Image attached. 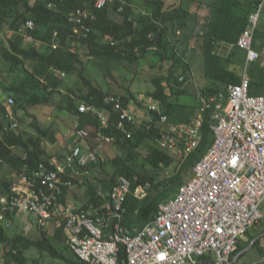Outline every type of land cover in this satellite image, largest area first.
Returning a JSON list of instances; mask_svg holds the SVG:
<instances>
[{"label":"built area","instance_id":"built-area-1","mask_svg":"<svg viewBox=\"0 0 264 264\" xmlns=\"http://www.w3.org/2000/svg\"><path fill=\"white\" fill-rule=\"evenodd\" d=\"M114 4L122 12L130 0H94L93 9L78 8L70 18L75 33L88 37L97 10ZM54 5L55 2L49 4ZM263 15L264 0H260L237 42L246 51V68L264 59V51L254 46ZM33 29L35 23L29 19L20 25L19 33L27 36ZM153 37L150 33L149 38ZM59 43L55 33L54 46ZM184 80L180 77L181 82ZM251 86L250 77L245 75L239 84L229 85L226 92H200L197 113L181 123H171L158 100L147 105L146 115L140 117L134 100L126 105L120 96L105 97V104L119 113L120 130L131 135L128 126H136L141 120L150 128L155 122L160 128L158 145L183 158L200 146L209 120L212 145L194 164L190 180L175 197L159 204L154 218L144 227L134 231L126 227L125 203L130 193L138 199L145 198L150 183L133 189L131 180L119 175L110 192L97 193L100 203L75 206L64 199L65 192L75 187V179L89 175L90 167L105 162L102 149L114 142L113 136L100 130L97 148H90L87 144L92 139L91 132L80 128L79 122L77 142L62 160L41 161L36 169L19 176L8 193H0V222L10 226L12 217L29 214L43 225L51 223L63 232L75 255L89 264H235L240 240L263 218L264 96L252 94ZM7 104L13 106L14 97L9 96ZM77 109L80 114L96 115L101 128L109 127L111 117L104 109L82 99ZM151 110L157 111V118ZM7 117L12 122L5 130L16 129L18 123L10 112ZM210 256L213 259L209 260ZM260 263L264 264V253Z\"/></svg>","mask_w":264,"mask_h":264},{"label":"trees","instance_id":"trees-1","mask_svg":"<svg viewBox=\"0 0 264 264\" xmlns=\"http://www.w3.org/2000/svg\"><path fill=\"white\" fill-rule=\"evenodd\" d=\"M143 1L149 11L148 15L133 17L132 0L122 12L118 10V4L97 10V19L91 23L92 30L88 37H84L75 33V25L70 21V18L78 8L93 9L94 0H0V30L9 23L11 29L19 31L20 25L31 19L35 23V29L29 30L28 35L34 40L41 41L45 46L44 49L24 47L25 36L19 32L9 39L8 44L0 43V58L9 65L10 74L18 77V74L25 68L26 59L35 61L32 70L28 71L25 77L19 76L18 79H13L7 85V90L14 98L16 97L15 103L17 101L23 108L49 103L54 94L61 92L62 79L57 72L69 75L78 74L88 88L87 93L79 97L108 112L111 117L110 125L101 128L96 115L92 113L80 114L75 100L69 96L65 97L69 102L67 108L80 118V128L88 129L90 125L94 126L93 132L88 129L91 132V137H97L101 130L105 134L113 136V143L123 150L122 155L112 159L114 173L111 178L105 180V183L102 180L104 183L102 190L105 193L110 192L119 175L129 178L133 189L139 184H151L148 195L143 199L136 198L133 193L128 195L125 203L124 224L131 231L144 227L154 218L162 201L177 195L180 187L192 177L194 164L208 151L214 137L209 129V120H207L200 146L187 158H183L175 156L158 145L156 139L160 128L155 122L151 123L150 128L146 122L136 126L130 125L128 127L131 135L124 133L118 128L119 113L113 110L112 105L105 104L104 99L109 93L95 86L79 71L82 57L86 56L94 60L96 66L107 77H111L113 70L123 61L138 62L149 53L151 48L158 50L162 60L173 59L172 66L168 70L167 83L165 84L163 78L154 79L156 88L154 91H149L148 96L163 104V112L169 115L171 123H180L191 119L194 115L182 121L173 120L177 105L171 98H180L187 90L181 88L183 82L180 81V76L173 78L175 75L174 66L178 63L179 58L175 57L176 51L173 55L169 54V51L176 48V42L172 40L171 34L174 32L181 34L183 31L190 30L187 40L181 42L186 44L184 53L191 49L196 50L193 44L191 47V38L192 41L194 40L200 45L204 55L205 76L210 81L206 93L226 92L229 85L239 84L242 81L243 77L237 67L232 66V57L235 56L238 48L237 42L254 9L248 0H216L207 4L198 2L196 11H191L183 6L182 1L179 5L171 8L167 7L166 0ZM51 2H55L53 7L49 6ZM112 10L122 15L123 18L121 20L114 19L111 14ZM191 21L192 28H189ZM55 33L60 41L56 47L54 46ZM150 33L154 34L153 38H149ZM258 38L259 30L256 33V40ZM220 42L234 45L233 51L226 57L216 53V46ZM0 72H2L1 68ZM40 92H44V94L41 95ZM120 98L126 105L131 100H134L135 103L140 102L130 90H128V95L120 96ZM150 112L153 117H158L157 111L151 110ZM8 113L7 106L1 105L0 166H7L18 176H21L36 169L41 161L53 157L47 155L45 148L46 130L37 124L35 128L38 135L29 138L16 129L5 130V126L12 122L7 117ZM147 141L155 144L146 156L152 169L140 170L136 165L137 152ZM15 147L23 149L24 155L17 154ZM104 163L93 165L90 170L102 166ZM165 169L170 170L169 176L161 178ZM79 179H75V186ZM12 183V180H4L5 187L0 193H8ZM68 191L65 193L67 194ZM98 192L95 185L89 184V199L84 204L100 203L101 198L98 196ZM64 199L66 200V196ZM12 219L14 218L12 217ZM249 233L250 230L247 234ZM53 237L65 245V237L61 230H55ZM0 242L10 247V250L5 254L7 256L6 264H29L25 252L32 247L39 248L54 258L62 259L67 264H89L77 256L75 260H70L54 245L51 237L45 231L37 239L21 235L10 238L7 236L6 227L0 222ZM258 243L259 249L264 253V235L254 241L252 245ZM65 248L71 250L68 245ZM0 264H5L2 259H0Z\"/></svg>","mask_w":264,"mask_h":264},{"label":"rangeland","instance_id":"rangeland-1","mask_svg":"<svg viewBox=\"0 0 264 264\" xmlns=\"http://www.w3.org/2000/svg\"><path fill=\"white\" fill-rule=\"evenodd\" d=\"M166 1L167 7L174 2L176 3L174 6H177L181 1L183 6L189 8L191 11L192 8L195 7V5L192 4V0ZM132 4L135 5L133 17L149 14L143 0H132ZM112 12L114 11L112 10ZM122 18L123 17L121 15L120 20ZM189 28H192V21L190 22ZM17 32L19 31L11 29L9 27V23H7L5 28L0 30V43L8 44L9 39L13 38ZM189 33L190 30L188 29L187 32L183 31L181 34L178 32L171 34L172 40L176 42V48L169 51V54L173 55L176 51L175 57L179 58L178 63L174 66L175 75L173 78L185 75L186 79L183 81L181 88H185L187 90V92L181 95L180 98H171L173 103L177 105L175 117L173 118V120L176 121H182L188 117H192L197 112L200 102L196 84L199 85L200 91L206 90L204 79L205 73L203 74L204 55L202 51L198 49L195 50V52H192L191 49L184 53L186 44H183L181 41L187 40L186 38ZM190 42L192 47V38ZM23 46L26 48H45L41 41L34 40L28 35L25 36ZM245 54V50L237 48L235 56L232 57V66H235V68L237 67V70L242 77L245 75V72L251 73L253 68V65L251 64L246 69V62L242 61ZM173 61V59L162 60L161 54L158 50L151 48L149 53L138 62L132 63L128 60L123 61L122 64H119L113 70L111 77L105 76V73L96 66L94 60L86 56L82 57V62L79 64L78 69L85 75L86 79H90L95 86H98L108 92V95L126 96L128 95V90H130L134 94L135 98L140 100L138 103H135L134 101L133 105L139 116L143 117L147 113V105L152 103V98L148 96V93L149 91H154L156 88L154 79L163 78L166 84L167 77L169 75L168 70L172 66ZM241 62H243V65H241ZM261 62L262 61H259L258 63L263 74L261 76L258 74L255 76L254 86L256 92H261L264 95V59L263 62ZM25 63V68L20 74H18L17 77L9 73V65L0 58V68L2 69V72H0V111L1 105L7 106L14 121L18 123L16 130L18 132H22L26 138L37 136L38 132L35 125H40L41 128L46 130L44 143L47 155L52 156V159L62 160L69 152L70 148L77 142V123L80 121V118L67 108L69 102L65 97L69 96L73 98L75 100V104L77 105L79 100H81L79 96L87 93V85L85 81L78 76V74H66L65 76H61L59 72H57L62 79V84L60 86L61 92L54 94L51 98V102L23 108L20 103L16 101L13 106H8L7 99L9 96H12V94L7 90V85H9L13 79H18L19 76L25 77L27 72L32 70L35 61L32 59H26ZM192 70L195 72V75L193 76ZM40 94L43 95L44 92H40ZM14 99H16V97ZM141 122L142 121L140 120V123L137 125H140ZM88 129L93 132L94 126L90 125ZM96 138V136H92L90 143L87 144L90 148H97L98 141ZM83 145L87 148L85 143ZM154 145V143L147 141L137 152L136 165L140 170L145 168L152 169L146 160V156L152 150ZM14 149L17 154L24 155L23 149L19 147H15ZM122 154L123 150L118 145L114 143L106 144L102 149V155L105 158V163L102 166L92 168L88 176H84L79 179L76 186L67 192L66 200L75 206L87 203L89 199V184L95 185L98 191H103L102 188L104 187L103 184L105 183V180L111 178L114 173L112 159ZM172 154L179 157L176 153ZM169 173L170 170L165 169L161 174V178L169 176ZM18 178L19 176L13 170L7 166H0V192L5 187L4 180H12L14 182L18 181ZM261 210L263 212V218L258 224L250 228V233L248 234V239L250 241L249 244L253 243L255 239L260 238L264 233V203L261 205ZM4 226L6 227L7 236L10 238L21 235L37 239L41 237L42 232L45 231L51 237L54 245L57 246L70 260L76 259V255L68 248H65L67 246L66 242L65 246L56 238L54 239L53 236L56 229L51 223L43 225L37 218L32 217L29 214H21L12 219L10 226L5 224ZM9 250V246L0 242V259H2L5 264L7 263V256L5 254ZM25 253L29 259V264H67L64 260L54 258L49 253L43 252L36 247L30 248ZM259 260L260 249L258 243L251 249L245 251L244 254L237 259L235 264H261L259 263Z\"/></svg>","mask_w":264,"mask_h":264},{"label":"crops","instance_id":"crops-1","mask_svg":"<svg viewBox=\"0 0 264 264\" xmlns=\"http://www.w3.org/2000/svg\"><path fill=\"white\" fill-rule=\"evenodd\" d=\"M214 1H216V0H192V4H194L195 5V7H193L192 8V10L193 11H196V3H198V2H202V3H205V4H207V3H213ZM260 0H248V2L251 4V7L252 8H254V6H255V4L257 3V2H259ZM167 2V1H166ZM176 3L174 2V3H172V4H170L169 6H168V8H171V7H173L174 5H175ZM135 7V5L133 4V8ZM111 14H112V17L114 18V19H116V20H120V18H121V15L119 14V13H117L116 11H114V12H111ZM202 15H203V13H202ZM119 16H120V18H119ZM258 30H259V38L257 39V40H255V48L258 50V51H260V52H262V51H264V15L261 17V20H260V23H259V27H258ZM179 34H180V32H179ZM192 44H193V46H195L196 47V50H198V49H200V45H198V43L197 42H194V40L192 41ZM239 48V47H238ZM201 50V49H200ZM233 51V47L231 46V44L229 45V44H227V43H225V42H220V43H218V45L216 46V53H218L219 55H221L222 57H226L227 55H229L231 52ZM192 52H195V50H192ZM245 53H246V51H245ZM242 61L243 62H246V54H245V57L242 59ZM259 61H262L263 62V59H260V60H258V61H256V62H254V63H251L252 65H253V68H252V71H251V73H246L245 72V75H247L248 77H250V79H251V82H252V86H251V92H252V94H254V95H262V96H264L261 92H256L255 91V76L258 74V75H262L263 73H262V71H261V69H260V67H259ZM243 62H241V65H243ZM261 62V63H262ZM250 64V65H251ZM249 65V66H250ZM248 66V67H249ZM247 67V68H248ZM246 68V69H247ZM195 72H193V70H192V76L193 75H195L194 74ZM205 73V63H204V61H203V74ZM244 75V76H245ZM183 77H185V75H182ZM181 76V77H182ZM204 76V75H203ZM206 76H204V79H205V85H206V90L205 91H200V89H199V85L198 84H196V87H197V94H198V97H199V93L201 92H203V93H206V92H208L207 91V86H209V84H210V81L209 80H207L206 78H205ZM186 79V78H185ZM193 79V78H192ZM195 81V80H194ZM153 100H155V99H152V101ZM199 102H200V99H199ZM162 104V103H161ZM162 106H163V104H162ZM199 106H200V103H199ZM198 109H199V107H198ZM198 111V110H197ZM197 113V112H196ZM195 113V114H196ZM194 114V115H195ZM184 122V121H183ZM181 123V122H180ZM2 167V166H1ZM21 215V214H20ZM262 235H264V233L262 234ZM261 235V236H262ZM248 242H249V239H248V234H247V236H245L243 239H241L240 240V243H239V249L237 250V256H238V258L242 255V254H244V252L245 251H247V250H249V249H251L252 247H253V243H251V244H248ZM264 244V243H263ZM240 248H242V249H240ZM246 248V249H245ZM245 249V250H244ZM262 253H263V251H261L260 250V258H261V255H262ZM211 259H213V257H209V260H211ZM259 263H260V260H259Z\"/></svg>","mask_w":264,"mask_h":264},{"label":"water","instance_id":"water-1","mask_svg":"<svg viewBox=\"0 0 264 264\" xmlns=\"http://www.w3.org/2000/svg\"><path fill=\"white\" fill-rule=\"evenodd\" d=\"M256 240H257V239H255V241H256ZM253 243H254V242H253ZM204 262H206V261H205V260H203V261H202V263H204Z\"/></svg>","mask_w":264,"mask_h":264}]
</instances>
